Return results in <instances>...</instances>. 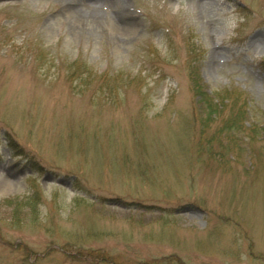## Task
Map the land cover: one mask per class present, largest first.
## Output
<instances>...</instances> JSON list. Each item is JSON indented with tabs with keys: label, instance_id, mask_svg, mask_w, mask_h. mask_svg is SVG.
I'll return each instance as SVG.
<instances>
[{
	"label": "rangeland",
	"instance_id": "rangeland-1",
	"mask_svg": "<svg viewBox=\"0 0 264 264\" xmlns=\"http://www.w3.org/2000/svg\"><path fill=\"white\" fill-rule=\"evenodd\" d=\"M63 6L0 0V264H264V0Z\"/></svg>",
	"mask_w": 264,
	"mask_h": 264
},
{
	"label": "bare ground",
	"instance_id": "bare-ground-1",
	"mask_svg": "<svg viewBox=\"0 0 264 264\" xmlns=\"http://www.w3.org/2000/svg\"><path fill=\"white\" fill-rule=\"evenodd\" d=\"M62 3L71 31H78L80 26L84 32L89 33L101 22L107 20L114 24L119 30L121 25L123 9L117 6L119 0H56ZM104 9L113 11V15H107ZM122 31V30H121ZM119 34V33H117ZM115 45H120L122 40L119 35L113 38Z\"/></svg>",
	"mask_w": 264,
	"mask_h": 264
},
{
	"label": "trees",
	"instance_id": "trees-1",
	"mask_svg": "<svg viewBox=\"0 0 264 264\" xmlns=\"http://www.w3.org/2000/svg\"><path fill=\"white\" fill-rule=\"evenodd\" d=\"M189 74V87L191 95H193L194 97H199L200 102L205 105L209 113L217 114L218 112H220L218 110L219 106H229L232 116L227 118L226 122L221 127V130L227 129L231 133L238 130L242 125V121H240V118L244 115L243 105L245 104V101L239 100L238 97H232L229 99V94L225 90L220 93L217 92L213 94L216 96L211 97L206 93L204 87L199 83L196 71L194 69H191Z\"/></svg>",
	"mask_w": 264,
	"mask_h": 264
}]
</instances>
